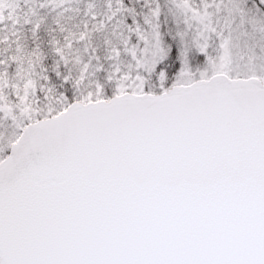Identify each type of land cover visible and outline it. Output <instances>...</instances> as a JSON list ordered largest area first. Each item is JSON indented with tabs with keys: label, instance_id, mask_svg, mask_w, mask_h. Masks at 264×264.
<instances>
[{
	"label": "snow or ice",
	"instance_id": "obj_1",
	"mask_svg": "<svg viewBox=\"0 0 264 264\" xmlns=\"http://www.w3.org/2000/svg\"><path fill=\"white\" fill-rule=\"evenodd\" d=\"M0 264H264V0H0Z\"/></svg>",
	"mask_w": 264,
	"mask_h": 264
}]
</instances>
